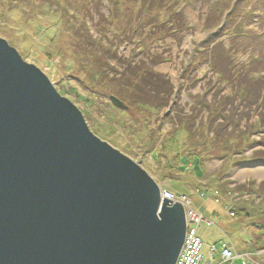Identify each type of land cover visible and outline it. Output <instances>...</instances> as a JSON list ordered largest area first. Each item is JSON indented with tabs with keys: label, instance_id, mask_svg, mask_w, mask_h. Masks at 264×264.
I'll return each instance as SVG.
<instances>
[{
	"label": "rangeland",
	"instance_id": "obj_1",
	"mask_svg": "<svg viewBox=\"0 0 264 264\" xmlns=\"http://www.w3.org/2000/svg\"><path fill=\"white\" fill-rule=\"evenodd\" d=\"M173 2L0 0V38L77 107L94 136L162 192L189 199L204 219L201 264H224V246L264 264V0ZM246 258L234 262L251 264Z\"/></svg>",
	"mask_w": 264,
	"mask_h": 264
},
{
	"label": "water",
	"instance_id": "obj_2",
	"mask_svg": "<svg viewBox=\"0 0 264 264\" xmlns=\"http://www.w3.org/2000/svg\"><path fill=\"white\" fill-rule=\"evenodd\" d=\"M161 196L0 38V264H176L186 214Z\"/></svg>",
	"mask_w": 264,
	"mask_h": 264
},
{
	"label": "built area",
	"instance_id": "obj_3",
	"mask_svg": "<svg viewBox=\"0 0 264 264\" xmlns=\"http://www.w3.org/2000/svg\"><path fill=\"white\" fill-rule=\"evenodd\" d=\"M215 204H221L224 203V200H221L219 197V192H215ZM162 199H166L171 201L172 203H180L184 207L185 214H186V223H187V229H186V235L184 240V245L181 250V253L179 255V258L176 262V264H201L202 262V255L200 254L201 248H202V242L200 238L197 236V229L199 225L202 223L203 218L199 214L198 211L192 209L190 207L189 199L184 195H173L169 194L165 191L162 192ZM232 203L231 200L227 201L226 204V210L229 214L230 218H233L235 216V207L229 208L227 205ZM213 252V251H212ZM232 253L229 251L226 246L222 248L221 257L223 260L228 261L231 258ZM229 258V259H227Z\"/></svg>",
	"mask_w": 264,
	"mask_h": 264
},
{
	"label": "trees",
	"instance_id": "obj_4",
	"mask_svg": "<svg viewBox=\"0 0 264 264\" xmlns=\"http://www.w3.org/2000/svg\"><path fill=\"white\" fill-rule=\"evenodd\" d=\"M173 3H174V6H176V7H175V9H176V8H178L179 5H180V0H174ZM233 10H235V7L233 8ZM147 12H149V11H147ZM173 26H174V23L171 22V23H170V27H173ZM157 27H158V26H157L156 23H153L152 26H151V28H156V29H157ZM138 29H139V27H135V28H133V32L136 33V32L138 31ZM156 29H155V30H156ZM155 30H154V31H155ZM176 30H177V29H176ZM217 73H218V72H217ZM97 74H98V76L101 75L100 73H97ZM217 75H218V74H217ZM224 78H225V77H224ZM134 80H135V79H134ZM151 81H152V83H153V80H151ZM135 82H136V81H135ZM123 87H124V85H119V88H123ZM131 88H134V89L131 90V93H130V94H132V95H131L130 98H131V99H136V101H137L138 96L140 95L141 92L137 91V89H136L135 87H132V85H131ZM247 92H248V91L245 90V95H244V97H243L244 99H247L248 96H249V95L247 94ZM263 93H264V91H263ZM60 95H62V94L60 93ZM66 96H67V98H68V97L70 96V94H67ZM133 96H135V97H133ZM70 98H71V97H69V99H70ZM261 98H262V95H260V97L258 98V100L261 99ZM232 100H233V99H232ZM262 100H263V99H262ZM233 101H234V100H233ZM263 102H264V101H263ZM232 111H236V107H233ZM222 119H223L224 122H226L227 126H228V125H232V126H233L232 131L235 129L236 126H235V124L233 123L234 120H231V118H229V116H228V119H226V117H224V116L222 117V115H221V116H220V120H222ZM237 120H238V119H237ZM237 120H235V122H237ZM261 123H263V120H262V119H261ZM220 128H221V127H220ZM225 128H226V126H225ZM225 128H224V129H225ZM222 130H223L222 128H221V129H218L217 131L215 130V132H214V134H213V135H214V136H213L214 139L217 140L218 137L220 138L219 134L222 132ZM231 135H232V134H231ZM229 137H230V136H229ZM228 144H229V143H226V144H225V145L227 146V147H226L227 150H228V149H230V150H232V151L235 150V147H229ZM225 150H226V149H225ZM196 160H197V161H196ZM195 162H196V164H195V165H196V168L199 170V166H200V162H201L200 159H199V158H196V159H195ZM262 211H263V210H262ZM239 212H240V211H237V210L235 209V216H234L233 218H235L236 215H239V214H240ZM261 213H264V211L261 212ZM245 214H246V213H245ZM246 216H249V214H248V215L246 214ZM259 227H261V228L264 229V225H263V226H259ZM259 227H258V228H259Z\"/></svg>",
	"mask_w": 264,
	"mask_h": 264
},
{
	"label": "crops",
	"instance_id": "obj_5",
	"mask_svg": "<svg viewBox=\"0 0 264 264\" xmlns=\"http://www.w3.org/2000/svg\"><path fill=\"white\" fill-rule=\"evenodd\" d=\"M194 169H196V170L198 171V169L196 168V165H195ZM198 172H199V171H198ZM246 200L248 201V200H250V199L247 198ZM246 200L243 201V202H246ZM241 204H242V203H241ZM243 205H244V203L242 204V207H243ZM241 210L244 211V214L246 213L247 215L251 213V210H250V208H249L248 206L242 208ZM246 214H245V215H246ZM207 223H210V222H207ZM210 224H211V223H210ZM258 229H259V228H258ZM200 240H201V239H200ZM226 248H228L229 250L231 249V248L228 247V246H226ZM220 256H221V255H220ZM236 258L245 259L246 257H245V254H244V253H240V254H233V253H232V258H231L230 260L225 261V260H223L222 257L220 258V260H222L221 262L224 263V264H235L234 261H235ZM246 259L249 260V258H246ZM249 262H250L251 264H259V262H258L257 259L249 260ZM242 263L245 264L244 262H242Z\"/></svg>",
	"mask_w": 264,
	"mask_h": 264
}]
</instances>
